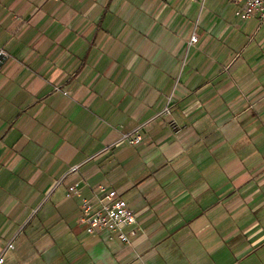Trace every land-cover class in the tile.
<instances>
[{
	"label": "crops",
	"instance_id": "crops-1",
	"mask_svg": "<svg viewBox=\"0 0 264 264\" xmlns=\"http://www.w3.org/2000/svg\"><path fill=\"white\" fill-rule=\"evenodd\" d=\"M207 1L0 0L2 264H264V22Z\"/></svg>",
	"mask_w": 264,
	"mask_h": 264
},
{
	"label": "built area",
	"instance_id": "built-area-1",
	"mask_svg": "<svg viewBox=\"0 0 264 264\" xmlns=\"http://www.w3.org/2000/svg\"><path fill=\"white\" fill-rule=\"evenodd\" d=\"M199 3L201 7L206 0H188ZM235 7V15L243 19L255 18L258 23L264 22V0H225ZM198 41L196 29H193L189 45H194ZM8 57L4 49H0V66ZM163 114H168L166 108ZM127 142L136 146L141 142V137L134 134L123 135L119 143ZM68 195L80 199V218L79 223L83 226L86 233L94 235L105 233L108 239L116 238L120 243L128 245L136 236L135 217L133 211L126 202L120 197L118 192L100 186L93 191V201L83 198L79 189L75 186L68 188ZM2 264V258H0Z\"/></svg>",
	"mask_w": 264,
	"mask_h": 264
},
{
	"label": "rangeland",
	"instance_id": "rangeland-1",
	"mask_svg": "<svg viewBox=\"0 0 264 264\" xmlns=\"http://www.w3.org/2000/svg\"><path fill=\"white\" fill-rule=\"evenodd\" d=\"M210 4H212V5H216L217 4V5L223 6L224 2L222 0H208L207 1V6L210 5Z\"/></svg>",
	"mask_w": 264,
	"mask_h": 264
}]
</instances>
